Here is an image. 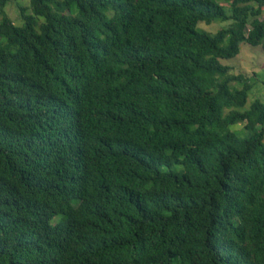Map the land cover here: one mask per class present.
<instances>
[{
  "label": "trees",
  "instance_id": "obj_1",
  "mask_svg": "<svg viewBox=\"0 0 264 264\" xmlns=\"http://www.w3.org/2000/svg\"><path fill=\"white\" fill-rule=\"evenodd\" d=\"M263 16L0 0V264H264V103L222 63Z\"/></svg>",
  "mask_w": 264,
  "mask_h": 264
},
{
  "label": "rangeland",
  "instance_id": "obj_2",
  "mask_svg": "<svg viewBox=\"0 0 264 264\" xmlns=\"http://www.w3.org/2000/svg\"><path fill=\"white\" fill-rule=\"evenodd\" d=\"M214 1L224 4L226 0ZM29 4L30 1L24 3L26 6H29ZM6 11L16 25L21 24L19 10L15 4H10L6 8ZM261 19L264 21V16ZM228 25L229 23H214L209 26L206 24H200L199 29L215 34L221 28L227 27ZM222 63L233 67V73H243L250 78L249 80L253 89L249 94L246 109H248L256 100H260L264 103V50L258 48L253 49L248 45H242L241 53L237 58L223 61ZM242 128L243 126L239 125L234 127L233 130L240 131Z\"/></svg>",
  "mask_w": 264,
  "mask_h": 264
}]
</instances>
